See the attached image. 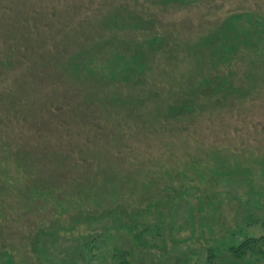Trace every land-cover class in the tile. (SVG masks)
<instances>
[{
    "label": "rangeland",
    "instance_id": "1",
    "mask_svg": "<svg viewBox=\"0 0 264 264\" xmlns=\"http://www.w3.org/2000/svg\"><path fill=\"white\" fill-rule=\"evenodd\" d=\"M262 236L264 0H0V264H224Z\"/></svg>",
    "mask_w": 264,
    "mask_h": 264
},
{
    "label": "trees",
    "instance_id": "2",
    "mask_svg": "<svg viewBox=\"0 0 264 264\" xmlns=\"http://www.w3.org/2000/svg\"><path fill=\"white\" fill-rule=\"evenodd\" d=\"M116 16L115 17H120V15L119 14H116V13H114ZM107 22V26L106 27H108V23H112V21H109V20H106ZM116 23V22H115ZM85 34V32H83L81 35H84ZM152 43H156V40H152L151 41ZM142 49V48H141ZM138 50H140V49H138ZM142 50H144V52L146 53V51H145V49L143 48ZM86 51H87V49H86ZM11 55L12 56H17V55H15V53H11ZM75 58H78V56L77 57H75ZM75 58H74V60H75ZM106 57H102L101 58V60L100 61H106V60H103V59H105ZM63 64V62L62 63H60V66H58V70L59 71H63L64 73L61 75L62 77H65V80H66V82L68 81V80H72V82L71 83H69V86L70 87H73V89H71V88H69V90H68V92H73V91H75V95H72L71 96V99H77V101H79V100H83V98H82V96L77 92V90H76V88L73 86V84H75V80H73L72 78H69V77H71L70 76V73H72L74 76L76 75H78L79 77H82V79H84L85 81H88V78L87 77H84V76H82L83 75V73H84V67H82V65L81 64H79V63H77L76 61L74 62V65H75V68H74V65H73V63H66V64H64V65H62ZM14 65H15V62H14ZM71 65H72V69H71ZM50 66H52V64H50ZM74 68V69H73ZM91 68L92 69H95V68H93L92 66H91ZM71 69V70H70ZM92 69H90L91 70V73L93 72V70ZM96 69H99L100 70V68H99V66H97V68ZM69 70H70V72H69ZM101 70H102V68H101ZM98 73V72H97ZM97 73H92V80H94V81H92L93 83H95V85H97L98 86V88L100 89L99 90V92L98 91H95V90H93V89H91V94L94 96V98H92L91 96H90V99L91 100H93V102H91L92 104H94L95 103V101L97 102V100H95V98L97 97V99H100L101 98V93H104V94H106L105 93V89L102 91L101 90V88H102V86L104 85V82H105V76H103L102 74L101 75H97ZM96 75V76H95ZM94 77V78H93ZM107 77V76H106ZM99 78V79H98ZM68 79V80H67ZM78 79H81V78H78ZM77 81V80H76ZM102 81V82H101ZM96 92L97 94H95L94 92ZM101 91V92H100ZM66 92H67V89H66ZM87 94V93H86ZM45 96H47L48 97V92H46V94H45ZM77 103H79V104H81V105H85L86 106V104H85V101H82L81 103L80 102H77ZM98 104L100 105V106H102V107H105V108H112V107H116L115 106V103H114V99H111V101L108 103V104H105V106H104V101H103V99H101L99 102H98ZM74 103H67V104H65L64 106H63V110H64V112L67 110V107H73L74 108ZM87 107V106H86ZM74 109H82V108H80V107H75ZM73 110V109H72ZM72 110H70V111H72ZM58 116H61L62 118H63V112L61 111V115L59 114ZM64 119V118H63ZM141 236H142V234H140ZM140 236V237H141ZM260 246H264V236H262V237H259V238H248V239H246V240H244V241H242V242H240V243H238V245L237 246H231V247H229L228 249H227V252H228V254L230 255L229 257H227V258H234L232 261H226L225 259H224V264H228V263H230V262H233L234 260H237V261H239L240 259H243L244 258V256L248 253V251H254L255 250V248H258V247H260ZM256 251V250H255ZM255 251L253 252V253H255ZM82 251H80V253H81ZM118 253L119 252V249H113L112 250V253ZM111 253V254H112ZM210 262H212V260L210 259ZM216 262H217V260H216ZM216 262H214V263H216ZM125 264H128L127 262H125Z\"/></svg>",
    "mask_w": 264,
    "mask_h": 264
}]
</instances>
